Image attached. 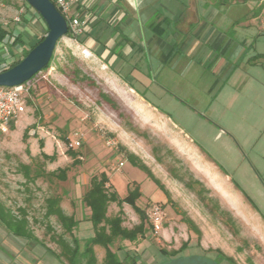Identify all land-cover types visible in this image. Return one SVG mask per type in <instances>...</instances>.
I'll use <instances>...</instances> for the list:
<instances>
[{
	"label": "rangeland",
	"instance_id": "1",
	"mask_svg": "<svg viewBox=\"0 0 264 264\" xmlns=\"http://www.w3.org/2000/svg\"><path fill=\"white\" fill-rule=\"evenodd\" d=\"M247 1L209 3L220 21L207 32L223 41L179 31L174 57L155 63L144 48V57L119 73L60 40L50 66L29 81L14 130L0 134V203L16 218L24 214L37 240L54 247L53 237L70 242L57 218L45 215L46 200L56 197L91 236L81 198L90 178L104 172L118 198L131 187L140 193L134 202L147 217V238L140 242L156 256L138 264L168 261L158 250L182 245L176 255L202 247L219 264H264V126L255 123L264 107L255 103L258 92L249 78L250 57H264V31L258 20L234 24L235 8ZM0 24L11 37L20 36L23 48L46 29L24 0H0ZM10 41L0 45V64L21 58V47ZM75 133L82 135L79 146ZM61 170L64 179L57 176ZM153 205L163 211L157 234L149 217ZM120 208L124 227L139 223L128 204L109 203L108 217Z\"/></svg>",
	"mask_w": 264,
	"mask_h": 264
},
{
	"label": "crops",
	"instance_id": "2",
	"mask_svg": "<svg viewBox=\"0 0 264 264\" xmlns=\"http://www.w3.org/2000/svg\"><path fill=\"white\" fill-rule=\"evenodd\" d=\"M209 3L215 2L213 0H79L72 6L70 15H86L87 27L75 40L67 37L61 40L64 39L68 44L69 41L72 42L73 47L81 49L116 73L124 71L128 61L136 62L144 57V48L147 49L148 57H152L155 63L160 61L165 63L170 57H174L172 54L177 45L175 42L179 31L194 34V40L200 39L201 36L208 40L210 35V43L223 41L221 34L207 32L209 24L220 21L218 11L209 8ZM233 14L234 24L250 26L258 20L259 29L264 31L260 22L264 18V5L258 3L254 7L248 0L235 8ZM241 20L245 21L240 22ZM17 36L19 35L14 37ZM10 45L15 47L19 43L13 45L11 39ZM189 45L192 47L198 44L194 41ZM262 56L263 54L258 53L250 57L249 61L253 66L250 68L252 71L249 78L258 92L254 99L255 103L264 107V57ZM255 123L264 126V118H257ZM60 207L63 209L62 205ZM84 211L83 220H87L88 211L86 208ZM65 215L73 216L74 220L80 221L73 213H65ZM75 227L72 230V237L78 240L82 250L84 241L91 238L94 232L90 236V233H81L78 224ZM32 235L33 238L29 239L15 236L1 228L0 224V264H68L61 255V247L56 241L52 240L56 243L52 247L45 241L37 240L39 237L34 232ZM163 237L166 238L165 234ZM142 238L134 242L121 241L115 247H120L117 255L122 258L123 254L127 253L129 256H137V261L144 260V257H149L148 261H152L151 254L152 258L156 255L153 251L142 249L143 244L140 242ZM92 249L97 263L100 264L105 250L99 245H93ZM219 254L215 255L219 256ZM187 257H201L205 261H185L178 264H219L214 253L207 252V249L202 247L195 251L187 249L180 256H168V261H153L150 264H170L171 261Z\"/></svg>",
	"mask_w": 264,
	"mask_h": 264
},
{
	"label": "trees",
	"instance_id": "3",
	"mask_svg": "<svg viewBox=\"0 0 264 264\" xmlns=\"http://www.w3.org/2000/svg\"><path fill=\"white\" fill-rule=\"evenodd\" d=\"M47 33V28L45 29V34ZM45 34H42L36 38L34 43L29 47H22V55L19 60L12 63L10 67L19 63L27 53L36 46L44 37ZM12 39L13 45L17 43H22V39L17 37H11L9 31L0 24V43L4 42L5 39ZM53 56L51 57L50 62L52 61ZM50 66V63L43 70H46ZM1 72V71H0ZM37 75V74H36ZM35 75V76H36ZM34 76V77H35ZM32 77L29 81L34 79ZM28 81V82H29ZM25 84V83H24ZM132 89V87H130ZM11 130H14V124L10 127ZM74 156V154H72ZM45 157V155H43ZM128 160L131 165L136 168L145 171L148 176L153 179L157 185L158 182L151 175L150 171L136 162L134 157L128 156ZM65 170L59 172L60 179H64ZM160 188V186H159ZM140 196L138 188H130L128 194L120 199L113 190L109 179L104 172H101L98 176L94 175L89 180V185L86 191L82 195V203L84 208L88 211L87 220L91 222L94 235L84 241L83 249H80L78 240L72 237V230L76 226L77 221L74 220L73 216H67L62 211L58 198H49L46 200V213L47 217L55 216L63 227L64 232L69 234L70 242L65 241L63 236L53 237V240L58 243L61 247V255L67 261L68 264H99L97 263L95 254L93 252L92 246L99 245L105 250V255L100 264H138L137 256H129L127 253H124L122 258L117 255V251L120 247L114 248V243L116 240H127L129 242H134L138 238H142L146 231V215L140 207L135 204L136 198ZM246 197V196H245ZM246 199H248L246 197ZM249 200V199H248ZM109 203H116L119 207L122 204L130 205L133 210L139 216V223L132 228L128 229L124 227L123 224V211L120 208L117 214L114 216L108 217L107 210ZM23 217L16 218L9 213V211L0 203V222L5 227L6 230L14 234L15 236L25 237L27 239L33 238L31 230L28 228V221L26 217L22 214ZM52 238V237H51ZM186 246L182 245L178 250H173L167 252L163 249L160 252L166 256L172 257L175 256L178 252L182 251ZM226 261L233 262L230 258H224ZM187 261L192 262H201L205 261L201 257H187L181 258L174 261H171L170 264H178Z\"/></svg>",
	"mask_w": 264,
	"mask_h": 264
},
{
	"label": "water",
	"instance_id": "4",
	"mask_svg": "<svg viewBox=\"0 0 264 264\" xmlns=\"http://www.w3.org/2000/svg\"><path fill=\"white\" fill-rule=\"evenodd\" d=\"M41 17L47 28L43 39L14 66L0 72V87L28 82L50 63L57 43L68 33V24L50 0H24Z\"/></svg>",
	"mask_w": 264,
	"mask_h": 264
},
{
	"label": "built area",
	"instance_id": "5",
	"mask_svg": "<svg viewBox=\"0 0 264 264\" xmlns=\"http://www.w3.org/2000/svg\"><path fill=\"white\" fill-rule=\"evenodd\" d=\"M50 1L67 21L68 33L65 36L75 40L87 27L86 15H70L72 6H74L79 0ZM258 3L259 5H264V0H258ZM261 28L264 30V20L261 21ZM6 40L7 38L4 42ZM9 66L7 62L1 63L0 70H6ZM28 83L29 82H26L25 84L10 88L0 87V134L8 132L11 125L14 124L18 117L25 112V97L30 88ZM74 137H76V141L73 142L74 146H79L82 135L75 133ZM149 211L153 232L154 234H157L162 229L163 211L158 205H153Z\"/></svg>",
	"mask_w": 264,
	"mask_h": 264
},
{
	"label": "bare ground",
	"instance_id": "6",
	"mask_svg": "<svg viewBox=\"0 0 264 264\" xmlns=\"http://www.w3.org/2000/svg\"><path fill=\"white\" fill-rule=\"evenodd\" d=\"M84 54H86V53H84Z\"/></svg>",
	"mask_w": 264,
	"mask_h": 264
}]
</instances>
